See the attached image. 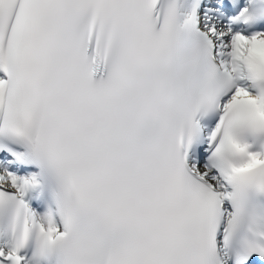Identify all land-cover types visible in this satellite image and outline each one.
<instances>
[{
  "label": "snow or ice",
  "instance_id": "6c2138e0",
  "mask_svg": "<svg viewBox=\"0 0 264 264\" xmlns=\"http://www.w3.org/2000/svg\"><path fill=\"white\" fill-rule=\"evenodd\" d=\"M0 264H264V0H0Z\"/></svg>",
  "mask_w": 264,
  "mask_h": 264
}]
</instances>
